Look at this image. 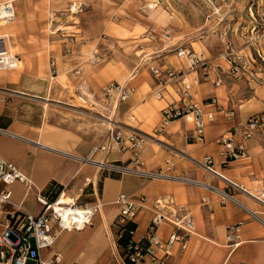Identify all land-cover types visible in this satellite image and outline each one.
<instances>
[{"label":"crops","instance_id":"0c3cea01","mask_svg":"<svg viewBox=\"0 0 264 264\" xmlns=\"http://www.w3.org/2000/svg\"><path fill=\"white\" fill-rule=\"evenodd\" d=\"M6 1L0 0V4ZM12 1L16 16L11 22V44L18 48V57L26 67L20 71L21 61L17 58L16 66L6 69L7 85L0 87V157L17 164L32 180L31 188L23 182L9 186L12 200L16 207L22 204L24 209L37 214L42 209L38 194L56 180L81 206L101 204L91 225L81 230L60 232L52 246L43 250V255L53 258L60 254L59 264H124L117 243L116 220L121 209L117 199L125 192L132 196L145 195L150 200L171 197L174 204L168 205L167 213L181 207L183 213L192 216L196 233L188 239L187 249L175 245L164 264H264V197L261 196L264 190V136L257 134L243 141L240 135H235V142L243 141L245 150L239 157L229 160L222 155L226 146L221 142L231 129L242 125L250 115L264 110L263 86L237 80L219 69L216 74L210 72L206 79L208 72L203 73L198 65L194 67L191 60L186 58V61L184 57L176 60L173 55H166L151 61L152 65L163 64L175 70L176 75L157 77L150 70L146 74L143 67L137 77L128 81L135 87L134 94L118 104L117 115L122 121H128L140 132L153 134L162 118V108L180 100V88L188 89L191 98L205 112H214L215 119L206 126L204 141L195 139V127L186 118L171 121L157 138L149 141L141 155L144 163L141 168L147 172L161 171L167 177L143 178L133 172H124L117 177L102 176L97 164L80 160L87 153L78 145L77 134L44 123L33 125L12 119L11 114L13 101L31 99L30 96L45 99L36 92L39 91L36 87L40 83L42 89L45 84L47 89L50 87L52 61L57 66L54 78L59 77L69 59L75 58L78 62V36L72 38L76 41L77 53L69 56L66 49L70 46V38L63 35L69 26L78 28L76 6L73 9L77 21L72 25L61 12L66 7V0ZM54 9L56 12H51ZM53 13L56 22L53 20L55 29L52 32L56 35L51 36L45 33V28L50 27ZM97 70V65L87 63L80 68V74L86 84L101 90L107 83L98 80ZM217 76L218 84L214 82ZM146 87L149 90L144 92ZM157 91L162 92L163 98L154 96ZM213 98L216 101L212 102ZM230 109L235 110L233 120L227 116ZM206 156L213 157L215 172L203 166ZM105 159L126 164L129 153L95 156L97 161ZM86 177L95 185H89ZM3 188L0 183V190ZM225 190L233 193L236 200L222 203L219 191ZM203 197L207 202H203ZM152 215L149 209L137 214L134 240L139 241L145 235ZM0 221H4L1 212ZM238 223H242L240 237L230 241L228 227ZM173 230L174 226L166 222L159 227L158 234L166 240ZM135 264L153 263L141 260Z\"/></svg>","mask_w":264,"mask_h":264},{"label":"rangeland","instance_id":"374dc122","mask_svg":"<svg viewBox=\"0 0 264 264\" xmlns=\"http://www.w3.org/2000/svg\"><path fill=\"white\" fill-rule=\"evenodd\" d=\"M73 6L78 11V28L69 26L63 35L70 38L66 49L69 56L77 53L76 41L72 38L78 36V62L75 58L69 59L59 77L54 78L57 66L52 61L50 87L47 89L45 84L42 89L41 83L36 87L39 88L36 92L45 99L30 96L31 99L13 101L11 114L12 119L33 125L44 123L77 134L78 145L86 149L84 156L104 138L109 122L134 128L117 115L119 103L105 97L102 87L101 90L90 87L81 79L80 68L87 63L97 65L99 81L125 83L137 77L143 67L147 74L151 61L173 55L176 60L181 57L191 60L203 73L216 74L219 69L237 80L261 85L264 91V0H66L61 12L72 25L77 21ZM53 20L56 22L54 13L50 27L45 28V33L51 36L56 35L52 32ZM12 24L0 25V35H8L0 36V46L4 42L11 46L21 61L18 69L23 71L26 65L18 57V48L11 44ZM180 52L184 54L179 55ZM233 56L240 58L236 63L238 68L229 62ZM193 57L199 59L192 62ZM7 72L0 69V87L7 85ZM214 81L220 82L219 76ZM148 90L146 87L144 92ZM232 110L227 111V116ZM249 117L230 130L235 144L247 140L238 134L243 141L235 142L234 136L236 128L245 125ZM257 134L264 136V126L252 138ZM64 193L65 197L72 198L68 192ZM75 203L81 206L79 201Z\"/></svg>","mask_w":264,"mask_h":264},{"label":"built area","instance_id":"2783aa9c","mask_svg":"<svg viewBox=\"0 0 264 264\" xmlns=\"http://www.w3.org/2000/svg\"><path fill=\"white\" fill-rule=\"evenodd\" d=\"M16 16L15 7L12 0H8L0 4V24L11 23ZM6 47V42H4ZM184 54L180 52L179 55ZM233 56L230 59V64L236 67V63L240 58ZM2 59V58H1ZM199 58H192V62ZM213 67L210 66V68ZM238 68V67H236ZM216 69V68H215ZM152 74L157 77H174L175 70L165 68L164 65L150 66ZM210 77V73L206 74V79ZM217 84L218 81H214ZM135 87L129 82L121 83L113 80L108 82L102 89L105 97L112 98L115 102L121 103L130 99L134 94ZM181 98L176 102H171L162 108V118L155 126L153 135L140 132L136 129H127L125 127L109 122L107 132L104 138L94 144L87 156L81 157L82 163H95L99 167L100 174L106 172H133L143 178L167 177L161 171L147 172L141 167L144 164L141 158L143 151L149 141L157 138L168 124L178 118H186L197 132L195 139L204 141L205 128L209 122L215 119L214 112H205L203 108L194 101L188 89L180 88ZM154 96L157 99L163 98L161 91H157ZM216 101L214 98L212 102ZM235 111L232 110L228 118H232ZM264 126V113H255L251 115L241 128H236L235 133L241 134L244 139L252 138L260 128ZM1 131V130H0ZM233 132H229L228 136L222 138V143L226 149L222 151V155L226 160L237 158L242 155L244 144H235L233 141ZM113 152L129 153V164H117L108 159L97 161L95 157L99 153L109 155ZM213 157L206 156L203 166L215 172L213 168ZM186 181L194 182V180ZM16 182H23L27 188H31L32 180L22 171L15 163L0 157V183L4 188L0 190V212L4 214V221H0V264H59L61 260L60 254H55L53 258H46L43 255V250L50 248L55 237L64 230H81L93 223V218L100 207V203L93 205L84 204L82 206L73 203V207H78L83 210L84 214L78 213V217L73 213L67 214L61 207H56L60 201V195L54 200L49 201V198L44 193H39L37 196L38 202L42 209L35 214L23 208L22 204L18 207L14 204L9 186ZM88 184L95 185L94 182L86 177ZM231 182V181H230ZM233 186H237L231 182ZM221 202L235 201L233 193L229 191H219ZM264 197V190L261 193ZM203 202H207V198H202ZM117 203L121 205V209L116 220V225H122L127 220H133L137 214L143 209H149L153 212L150 223L145 235L141 240L136 241L132 250H126L122 254L124 264L129 262L136 263L141 260H149L153 264H164L165 259L172 254L173 247L177 244L181 249L185 250L188 247V239L195 234V224L193 218L188 213H183L181 207L171 213L165 211L168 205L174 204L173 198H153L148 199L145 195L132 196L125 192H121L118 196ZM11 206V208H6ZM183 213V214H182ZM170 223L174 226L173 232L164 240L158 234L159 227L164 223ZM242 223L233 224L228 227V239L237 241L240 237ZM126 258L129 260L127 261Z\"/></svg>","mask_w":264,"mask_h":264},{"label":"trees","instance_id":"16d2710c","mask_svg":"<svg viewBox=\"0 0 264 264\" xmlns=\"http://www.w3.org/2000/svg\"><path fill=\"white\" fill-rule=\"evenodd\" d=\"M115 163L119 164L121 162L117 161ZM103 175L106 176L105 174ZM112 177H117V175ZM63 190L64 186L61 183L56 180H52L42 193L47 195L49 201H54ZM137 227V223L133 220H127L126 223L122 225H116L117 243L121 249V255L124 254L126 250H132L137 243L133 238V234L136 231ZM126 260L129 261L127 258ZM129 263L135 264L133 262Z\"/></svg>","mask_w":264,"mask_h":264},{"label":"bare ground","instance_id":"6f19581e","mask_svg":"<svg viewBox=\"0 0 264 264\" xmlns=\"http://www.w3.org/2000/svg\"><path fill=\"white\" fill-rule=\"evenodd\" d=\"M0 25H3L0 24ZM2 36H8L7 34L5 35H0ZM2 58V59H1ZM17 58L15 57L14 53L11 51V47L8 45V43L6 44V47H4V44L2 46H0V69H9L12 67H15L17 64ZM66 193H62L61 197H60V201L57 205H55L57 208L61 207V205L63 206V210L69 214V213H73L74 216L78 217V213H80L81 215L84 214L83 210L81 208L78 207H73V203L75 202V200H73L71 197H65Z\"/></svg>","mask_w":264,"mask_h":264}]
</instances>
